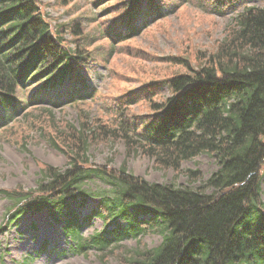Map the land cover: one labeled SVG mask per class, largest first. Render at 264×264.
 <instances>
[{
	"label": "trees",
	"instance_id": "1",
	"mask_svg": "<svg viewBox=\"0 0 264 264\" xmlns=\"http://www.w3.org/2000/svg\"><path fill=\"white\" fill-rule=\"evenodd\" d=\"M119 1L107 35L121 42L127 37L121 39L119 30L135 35V19H160L167 0L159 6L158 0ZM204 1L205 11L219 16L242 8L224 41L192 72L162 80L170 97L154 102L149 114L126 116L123 107L136 101L115 100V129L82 126L65 134L64 144L50 140L66 157L65 168L43 167L34 190H0L10 203L5 224L44 212L62 224L72 254L94 250L105 261L120 251L119 264H264V0L260 7L246 6L251 0ZM69 26L51 27L36 0H0V126L20 113V94L29 88L35 104L55 93V108L63 105L60 100L92 96L80 76L87 58L84 32L72 26L71 48L63 39ZM98 131L141 151L162 169L181 172L183 162L201 154L212 157L216 169L196 189L148 183L124 164L116 169L110 162H88V142L96 140ZM184 174L188 182L200 178L196 170ZM92 182L101 186L91 189ZM86 197L98 199L96 210L78 218L68 201L80 206ZM93 217L104 227L85 237L81 229ZM148 232L160 236L156 247L141 244ZM127 239L136 240V247L123 246Z\"/></svg>",
	"mask_w": 264,
	"mask_h": 264
},
{
	"label": "rangeland",
	"instance_id": "2",
	"mask_svg": "<svg viewBox=\"0 0 264 264\" xmlns=\"http://www.w3.org/2000/svg\"><path fill=\"white\" fill-rule=\"evenodd\" d=\"M96 1L36 0L42 16L51 27L70 25L64 31L63 39L71 48L75 46L70 36L72 26L75 32L80 28L83 30L81 38L85 40L87 58L80 74L96 95L59 109L47 103L52 98H44L42 104L28 107L9 126L0 129V190H34L43 167L63 170L66 157L50 146V140L64 144L65 134L82 126L115 129L118 120L115 100L126 101L130 94L136 98V104L124 106V114H149L154 102L170 97L168 89L161 84L162 80L192 72L201 66L204 58L224 41L234 17L242 10L230 9L227 14L219 16L209 9L205 11L202 7L204 0L162 1L167 6L163 11L166 18L158 21L148 19V28L120 42L107 35L112 33L108 28L114 16L112 9L117 8L118 5H114L120 4V1L105 0L99 6ZM109 6L111 9H108ZM246 6L260 7L262 2L251 0ZM144 20L147 21L138 17L134 24ZM102 33L104 36L101 39ZM32 90L29 88L20 94L22 102L27 105L30 104ZM105 134L102 136L98 131L96 140L88 142V162L100 166L110 162V166L116 169L124 164L129 173L148 183L196 189L216 169L212 157L205 154L183 162L181 172L162 169L141 151H131L118 138H112L108 132ZM102 137L104 140L100 141ZM186 170L198 171L199 180L188 182L184 174ZM261 178V197L264 201V174ZM99 186L98 182L89 184L91 189ZM97 202L96 198L89 197L81 207L76 203L69 208L78 218H83L96 209ZM9 206L10 203L0 194V264H23L25 260L24 264H119L120 251L108 254L105 261L100 260L99 253L94 250L87 254H72L62 224L53 221L44 212L27 214L15 224H5L4 214ZM103 226L99 218H92L83 225L81 233L88 236L100 231ZM140 241L142 245L153 248L160 243V236L149 232L143 234ZM122 245L130 250L137 244L136 240L127 239Z\"/></svg>",
	"mask_w": 264,
	"mask_h": 264
},
{
	"label": "bare ground",
	"instance_id": "3",
	"mask_svg": "<svg viewBox=\"0 0 264 264\" xmlns=\"http://www.w3.org/2000/svg\"><path fill=\"white\" fill-rule=\"evenodd\" d=\"M132 97H133L132 95L128 94V98H132Z\"/></svg>",
	"mask_w": 264,
	"mask_h": 264
}]
</instances>
